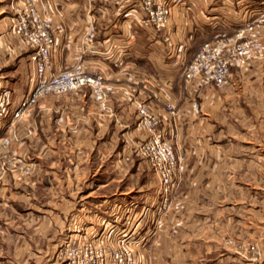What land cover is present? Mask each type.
<instances>
[{
    "label": "crops",
    "instance_id": "crops-1",
    "mask_svg": "<svg viewBox=\"0 0 264 264\" xmlns=\"http://www.w3.org/2000/svg\"><path fill=\"white\" fill-rule=\"evenodd\" d=\"M16 1L0 0V98L4 97L7 110L29 90L28 77L34 72L32 50L10 31ZM137 1L38 0L43 11L51 15L56 39L54 68L77 66L102 72L109 112L99 116L88 89L82 87L45 95L11 125L2 127V134L12 135L7 152L20 164L9 167L1 179L0 197L20 199L19 188H27L25 197L30 198L41 183L45 188H65V202L78 201L79 212L84 214V206L91 217L96 207L112 199L131 200L136 203L134 210H151L142 222L154 217L160 221L152 240L159 255H167L163 242L170 237L169 264H260L247 242L248 237L260 232L254 227L256 212L243 209L239 199L223 194L231 182L226 177L227 158L237 149L211 147L206 143L209 135L195 127L210 120L217 105L225 107L232 96L237 104L246 98L260 107L264 102V53L241 66L230 62L227 82L219 89L195 90L183 82L181 68L202 41L221 32L231 39L256 37L264 50V0H166L169 19L154 38L139 23L144 14ZM88 28L93 29L89 38ZM199 36L204 37L200 42ZM248 87L251 97L241 96L239 92L248 91ZM227 89L239 91L231 95ZM167 101L175 110L173 132L164 109ZM192 101L199 105L197 113L191 108ZM137 102L159 113L181 157L175 193L161 215L152 213L159 200L158 180L156 177L153 185L147 181V162L129 169L133 157L147 161L137 148L141 136L131 126ZM6 117L0 114V121ZM38 157L44 158L45 165ZM212 157L218 162L211 163ZM122 161L123 167L117 164ZM214 169L220 173L224 170V179H213ZM132 171L136 179H132ZM126 177L129 179L123 180ZM150 186L152 191H148ZM18 218V213H0V220ZM51 219L57 222L56 217ZM99 219L97 215L95 221ZM19 232L18 227L0 224V264L35 262L29 254V242L21 243ZM213 239L222 242L220 248Z\"/></svg>",
    "mask_w": 264,
    "mask_h": 264
},
{
    "label": "built area",
    "instance_id": "built-area-1",
    "mask_svg": "<svg viewBox=\"0 0 264 264\" xmlns=\"http://www.w3.org/2000/svg\"><path fill=\"white\" fill-rule=\"evenodd\" d=\"M137 4L144 14L139 23L147 28L152 38L161 34L169 19L168 2L138 0ZM10 31L16 39L32 50L30 58L34 72L28 77L31 87L10 110L3 106L4 97L0 98V114H7L0 124L11 125L45 95H57L82 87L88 89L99 116L109 112L102 72L85 71L77 66L54 68L56 39L51 15L43 11L38 0L16 1L12 6ZM92 36L93 29L88 28L87 37ZM163 39L167 40V35ZM263 53V47L256 37L231 39L224 32L218 33L213 38L202 41L190 60L182 66L183 82L195 90L219 89L227 82L230 62L241 66ZM191 108L197 113L198 103L192 101ZM164 109L170 117L169 123L173 124L175 110L171 102H165ZM135 113V128L141 136L137 144L138 151L149 161L158 180L159 200L152 213L161 215L168 209L175 193L181 157L166 136L159 113L144 102L135 103ZM11 141L10 133L0 135V180L8 169L10 159L7 157V147ZM135 206L134 201L120 199H112L100 205L98 208L105 211V215L100 216L99 226L88 231L73 232L59 246L58 257L61 264H140L137 250L149 234L148 231H140L143 223L141 219L151 210L149 212L148 208H140L136 211ZM249 249L255 257L262 256L264 259V228L258 241L251 243Z\"/></svg>",
    "mask_w": 264,
    "mask_h": 264
},
{
    "label": "rangeland",
    "instance_id": "rangeland-1",
    "mask_svg": "<svg viewBox=\"0 0 264 264\" xmlns=\"http://www.w3.org/2000/svg\"><path fill=\"white\" fill-rule=\"evenodd\" d=\"M203 38L204 37L199 36L197 40L200 42ZM246 89H248V91H240V95H244L245 97L249 95L251 97V89H249V87ZM229 90L230 91L227 89V93L236 95L235 90L238 89H233L232 91L231 89ZM251 101V99L246 101V98H243V102L239 101L237 104V101H235L232 96L229 98L228 103H225V107H220V104L217 105V108L211 114L212 118L210 120L207 119L206 123H197L195 127L197 131L209 135V140H207L206 143L210 144L211 147L216 149L228 148L233 151L237 149L235 154L232 152V155L227 158L229 169L226 172V177L229 182L231 181V184H228L229 187H227L226 193L225 190L223 191L224 193H222L226 194L228 197L239 199V204L243 209L250 208L249 210L251 211V208H253L256 212L253 217L256 222L254 227H258L260 232L259 234H254L253 237L247 238V242H249L248 248L251 243L258 241V237L264 228V102L260 104V107H256L252 105ZM0 125L1 135L3 133L2 127L6 124L3 123ZM131 126H135V123ZM170 126L172 130L171 132H173L175 125L170 122ZM165 131L166 136L169 137L170 131L167 129H165ZM118 143L120 144V140H117V147ZM7 157L10 159L8 169L13 166V164H20L19 160L14 159V157L8 152ZM37 159H40L42 163L41 165H45L43 157H38ZM27 160H29V158L25 157V161ZM211 160V163L214 164L215 162H218L216 157H212ZM146 162L148 173L144 175L146 176L147 181L151 182V185H153V182L156 180V175L154 174L153 168L148 160L141 162L139 158L133 157L129 169L130 167L134 168L138 163L143 165ZM117 164H121L123 167V161L117 162ZM56 165H58V162ZM118 165L117 170L122 171V167L118 169ZM8 169L5 174L9 171ZM223 172L224 170L220 173L219 169H214L212 170L211 175L213 179H224L225 172ZM135 175L134 171H132V179H136ZM139 175L140 174H137V176ZM119 176H121L120 173H117V177ZM126 179L129 178L126 177L123 180ZM150 188L151 189L148 191H152L154 187L150 186ZM19 189L22 197L20 199L12 197L7 198L6 196L0 197V201L2 202L0 203V213H18L19 218L16 220L2 219L0 220V224L9 228L18 227L20 229L21 243L22 241L29 242V254L35 261L30 262V264H50L51 262L52 264H61L58 257V249L64 239L69 235L72 236V233H76V231H88L92 228L96 229L99 226V222L95 221L97 215H105V211H102L99 208L97 209V207L96 211L92 213V217L91 211L86 210V207L84 206L82 208L84 214L79 212L81 211L79 210V207L81 206L78 201L69 204L65 202L64 198H62L67 190L65 188H45L41 183L39 187L34 188L30 198L25 197L27 196V188ZM12 190L14 192L17 191V189H11V191ZM106 190L107 189H100L101 192H105ZM219 190L220 189L217 191ZM86 204H89V202ZM95 213L97 215H95ZM29 214L32 217L30 220L27 219V215ZM88 214L90 217H88ZM52 216L57 218V222L55 221L54 223V220L51 219ZM244 218L251 220L249 217ZM234 223L235 220L232 219L231 224ZM159 226L160 221L156 220V217L152 219L146 218V220L143 221L140 231H148L149 234L144 238L142 246L137 250V253L140 256V264H169L168 262L170 261L172 254L170 237H168L166 242H163L164 249L166 247L168 250L166 251L167 255L165 256L159 255L152 243V240L155 237L154 232L156 229L160 228ZM33 230L34 232H32ZM216 238H219V236L214 239ZM214 239L213 242L218 248H220L222 242H216ZM255 259H259L260 264H263L264 259L262 256ZM161 260H163V263ZM21 263L26 264L27 262L21 261Z\"/></svg>",
    "mask_w": 264,
    "mask_h": 264
}]
</instances>
